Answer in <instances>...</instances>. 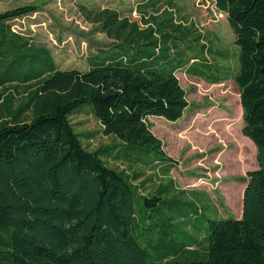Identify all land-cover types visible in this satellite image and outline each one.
Masks as SVG:
<instances>
[{"label":"trees","instance_id":"trees-1","mask_svg":"<svg viewBox=\"0 0 264 264\" xmlns=\"http://www.w3.org/2000/svg\"><path fill=\"white\" fill-rule=\"evenodd\" d=\"M213 3L238 46L242 133L259 166L246 172L240 218L208 219L197 245L164 236L159 211L150 213L161 196L139 194L106 159L150 170L173 164L148 117H182L189 103L175 72L226 79L212 71L200 34L189 37L192 30L170 16L164 23L154 15L156 25L142 27L115 9H88L109 42L95 43L87 69H60L49 48L7 22L37 5L0 12V264H264V0ZM198 60L209 74L192 67ZM84 107L118 143L83 146L69 116ZM139 205L150 219L143 235L136 233Z\"/></svg>","mask_w":264,"mask_h":264},{"label":"rangeland","instance_id":"rangeland-1","mask_svg":"<svg viewBox=\"0 0 264 264\" xmlns=\"http://www.w3.org/2000/svg\"><path fill=\"white\" fill-rule=\"evenodd\" d=\"M144 2L147 0H2L0 12L18 5H37L38 11L7 22L12 30L49 48L60 69H87L86 58L95 43L109 42L91 22L88 9H115L142 27L156 25L151 18L154 15L164 23L170 16L175 25L192 30L189 37L200 34L199 45L208 47L204 55L212 63V71L226 79L212 83L183 69L175 72L186 91L189 105L185 112L175 122L148 117L151 131L162 141V149L173 164L150 170L122 157L106 159L109 166L127 174L139 194L161 196L158 209L150 213L159 211L164 236L197 245L206 235L208 219L240 218L246 172L259 166L256 146L242 133L239 88L233 79L239 68L238 46L226 15L216 9L213 0H162L154 7H139ZM141 14L147 24L142 23ZM192 67L211 72L199 60ZM69 117L87 150L119 142L102 132L88 107ZM146 213L143 205L137 207L138 235L145 234L143 227L150 220L144 218ZM169 221L176 226L166 225Z\"/></svg>","mask_w":264,"mask_h":264}]
</instances>
